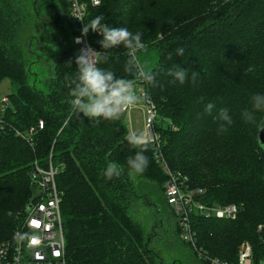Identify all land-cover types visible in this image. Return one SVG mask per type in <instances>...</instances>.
Wrapping results in <instances>:
<instances>
[{"label":"trees","instance_id":"1","mask_svg":"<svg viewBox=\"0 0 264 264\" xmlns=\"http://www.w3.org/2000/svg\"><path fill=\"white\" fill-rule=\"evenodd\" d=\"M32 10L44 28L49 25V66L23 43ZM100 14L107 26L141 32L145 47L140 52L156 55L149 67L156 85L136 82L145 84L155 104L153 128L160 142L159 149L153 143L145 152L149 164L140 175L127 168V158L138 149L125 139L130 131L124 113L119 120L95 123L83 114L78 118L67 102L66 78L75 75L83 48L75 38L82 36L93 50L103 51L99 31L82 33L84 24ZM178 47L185 49L183 56L176 54ZM108 54L109 61L98 67L132 79L124 71L123 46ZM177 66L189 69V77L191 70L198 73L197 84L173 82L167 73ZM249 66L253 72L245 71ZM5 79L15 89L0 107V240L11 235L32 198L36 165L46 168L51 162L58 167L68 264H179L147 242L158 236L154 223L167 232L168 222L152 203L153 196L165 195L169 168L202 189L201 201L239 206L229 219L193 212L194 249L180 238L179 221L167 203L173 234L199 264H210L206 256L236 262L244 241L252 246L254 264L264 259V147L260 126L245 123L241 115L251 109L254 94H264V0H101L88 5L83 24L72 15L69 0L32 5L0 0V82ZM209 102L215 105L211 115L204 111ZM220 109L233 120L224 133H218L214 119ZM256 118L264 122V112ZM109 162L124 166L120 177L101 175Z\"/></svg>","mask_w":264,"mask_h":264},{"label":"clouds","instance_id":"2","mask_svg":"<svg viewBox=\"0 0 264 264\" xmlns=\"http://www.w3.org/2000/svg\"><path fill=\"white\" fill-rule=\"evenodd\" d=\"M79 19V18H77ZM103 14L97 15L91 19L88 24H84L82 33L87 35L89 29L93 32L99 31L102 40L99 41L103 51L97 52L92 49L80 50L76 57V73L73 77H68L67 84L70 89L69 99L73 113L79 118L81 114L90 121L98 123L102 118L104 120H119L121 115L128 109L144 104L148 99V94H138L136 90V82L143 81L149 85H156L155 72L150 68L143 66L138 59V52L144 49L142 42V33L131 32L128 27L114 28L102 23ZM79 43L80 38H75ZM123 46L126 50L127 60L125 61L124 71L133 78H118L111 70L98 67L101 63H107L110 59L109 50ZM176 54L183 56L185 49L178 47ZM246 72H253L254 67L249 66ZM169 76L173 77V82L184 84L189 79L193 85L198 82L199 74L191 70L189 77V69L177 66L169 69ZM203 101V97L199 98ZM215 105L211 102L205 105L204 111L211 115ZM257 112H264V94H254L251 97V109H245L241 115L245 123L258 124L264 127V122H258L256 118ZM218 123V133L228 131V126L233 123L232 117L226 109H220L214 117ZM125 139L128 144L138 149L133 156L127 158L126 164L130 174H143L148 167L149 160L145 152L149 150L153 144V138L144 132H130ZM124 172V166L116 162H109L106 169L101 175L106 180L118 178ZM33 237L29 233H21L17 231L14 236V242L19 246L24 242L31 243ZM264 264V259L260 261Z\"/></svg>","mask_w":264,"mask_h":264},{"label":"built area","instance_id":"3","mask_svg":"<svg viewBox=\"0 0 264 264\" xmlns=\"http://www.w3.org/2000/svg\"><path fill=\"white\" fill-rule=\"evenodd\" d=\"M100 3L101 0H69L71 13L76 19L79 18L77 20L81 24L88 5L97 6ZM79 38L84 49H92L84 37ZM7 100V96L1 97L0 107H3ZM146 104L149 120L147 134L153 138V143L159 149V134L153 128L156 117L155 104L151 100H147ZM39 125L42 127L43 122L40 121ZM159 155L161 156V153ZM166 172L168 179L165 182V198L179 221L180 237L186 243L196 247V232L191 220L193 212L208 218L229 219L237 215L239 206L236 203L207 204L198 197L202 189L192 188L186 176L180 172H172L169 168H166ZM57 173L58 167L51 162L46 168L36 165L31 174L32 198L24 210L19 212L11 235L0 240V264H68L61 211L62 192L57 185ZM17 231L29 233L33 237L31 243L26 241L18 246L13 240ZM199 254L203 255L201 252ZM206 257L210 264H254L253 249L247 241L242 242L239 247L236 262Z\"/></svg>","mask_w":264,"mask_h":264},{"label":"rangeland","instance_id":"4","mask_svg":"<svg viewBox=\"0 0 264 264\" xmlns=\"http://www.w3.org/2000/svg\"><path fill=\"white\" fill-rule=\"evenodd\" d=\"M33 1L34 0H25V3L29 2L32 5ZM38 5H41V3L38 2ZM43 17L47 21L46 16L44 15ZM30 21L32 22L31 26L27 27V30L23 33V39H24L23 43L26 46H28L29 54L30 53L34 54L32 52L33 49L35 48L39 53L40 57H42V62H44L46 66H49L51 65L52 62L51 52H50L51 47L48 42L49 25H47L48 27L45 26L44 28L42 22L40 20L35 19L34 11L31 13ZM43 40L44 42L38 45V42L39 41L42 42ZM29 47L32 48V50H30ZM29 54L27 58L30 59L31 55ZM138 58L143 66L149 68L151 64H153L154 61L156 60V55L155 54L153 55V53L150 54L149 52H139ZM14 89H15L14 85L8 79H5L2 82H0L1 97L11 93ZM136 90L138 94L145 93L146 90L145 84L136 83ZM124 115H125L126 124L130 132L136 131L138 133L144 132L147 134V125L149 123V120H148V111H147L146 102L137 107L126 110L124 112ZM144 188L146 187L144 186ZM153 202L154 203L152 204L154 206V209H156L157 215H160V218L161 217L164 218L165 221L168 222V225L166 226L167 232H165L161 226H158L154 223L153 229H157L158 236L155 238L150 236L148 242L150 244V248L156 250L160 255H164V256L167 255V258L170 260L173 258H175V261L180 260L182 264H199L191 248L185 244L183 245L180 242V240L173 234V229L175 226L174 224L169 223V220H171L172 217V213L166 202L165 195L163 196L162 194L158 193L157 195L153 196ZM153 233L154 232L152 231L151 234ZM173 240L174 242L172 244ZM192 247L194 249L197 248L194 247V245H192Z\"/></svg>","mask_w":264,"mask_h":264},{"label":"water","instance_id":"5","mask_svg":"<svg viewBox=\"0 0 264 264\" xmlns=\"http://www.w3.org/2000/svg\"><path fill=\"white\" fill-rule=\"evenodd\" d=\"M258 139H259L260 144L264 147V127L262 126H260L259 128ZM149 239H150V236L148 237L147 242H149ZM179 264H182V263L179 261Z\"/></svg>","mask_w":264,"mask_h":264}]
</instances>
